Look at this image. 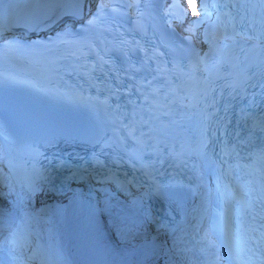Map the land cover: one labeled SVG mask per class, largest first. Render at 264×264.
<instances>
[{
  "label": "snow or ice",
  "instance_id": "6c2138e0",
  "mask_svg": "<svg viewBox=\"0 0 264 264\" xmlns=\"http://www.w3.org/2000/svg\"><path fill=\"white\" fill-rule=\"evenodd\" d=\"M65 7H70V11L65 12ZM139 7V0H70V4L64 0H47L43 4L33 0L23 5L0 0V58L20 49L42 55L51 51V46H66L68 55L75 60L71 70L81 81L75 87L79 92L85 86L96 89L97 95L90 98L106 109L111 126L110 134L91 138L92 150L76 157L78 163H73L67 153L51 151L58 143L57 138L39 128L34 143L27 146L23 180L14 184L11 171L0 170V188L8 189L0 190V218L5 225L17 205L23 206L41 194L70 193L69 204L85 220H91L97 213L111 216L122 212L115 192L127 197L132 196L131 189H137V194L129 203L139 206L148 196L176 197L177 189L194 193L204 187L207 196L213 192L212 184L215 192L222 195L229 188L224 178L231 177L232 169L239 167L229 163L230 158H239L237 146L246 140L250 142L255 132L260 133L264 142V109L259 116L244 108L237 110L248 128L243 139L239 130L232 136L224 116L220 115L221 101L223 112L230 114L229 99L235 102L237 96L241 100L247 97L249 106L264 105V0H241L239 5H230L233 10L259 8L260 27L252 33L251 17L245 19L241 15L237 21L235 12L221 11L229 5L198 0L196 9H190L188 0H172L163 11L167 30L158 39H125L121 19L129 10L133 17L142 16L137 11ZM22 8L29 11L21 13ZM40 8L45 12H38ZM133 23L148 35L138 19ZM18 28L37 36L29 39L16 32ZM53 30L54 36L39 35ZM247 41L259 43L246 49L243 44ZM256 47L261 53L258 76L257 72L249 76L248 70L256 65L243 62ZM249 81L253 88L258 83V93L248 90ZM258 94L260 101L255 99ZM193 117H196L195 139L182 130L183 137L177 140L175 129ZM64 139L68 142L74 137ZM261 160L264 161V151ZM8 167L11 170V160ZM209 170L211 179L206 180ZM178 171L187 172V179L178 180ZM261 172L264 175V169ZM164 176L168 178L166 182L160 179ZM73 183L78 186L73 188ZM254 191L257 195L250 196L244 207L253 222L261 221L258 226L261 252L257 260L258 264H264V180ZM12 194L16 200L3 205ZM50 210V206L43 205L23 215L39 221ZM20 239L10 232L8 243L24 246ZM175 245L173 239L172 247L165 243L151 250V254L162 251L167 257L164 264H186ZM30 259L31 256L26 259L16 255L9 264H29ZM220 259L217 256L207 264H219ZM238 264L245 262L238 259Z\"/></svg>",
  "mask_w": 264,
  "mask_h": 264
},
{
  "label": "bare ground",
  "instance_id": "6f19581e",
  "mask_svg": "<svg viewBox=\"0 0 264 264\" xmlns=\"http://www.w3.org/2000/svg\"><path fill=\"white\" fill-rule=\"evenodd\" d=\"M252 167L254 181V186L252 190L254 194L253 196H255L257 195V192L254 190H257L261 181L264 180V175H262L261 172V170L264 169V161L261 160V154L256 156V158L252 162ZM8 198L11 200V195ZM119 201H123L124 203L125 200L119 199ZM124 206L131 213H136L130 210L128 204H124ZM118 218L122 222H128L127 216H120ZM63 222H66V224L63 225L62 221L60 222L57 219L48 220L47 218H42L40 222V224L43 223V227L46 225L48 227V235L51 242L50 255L53 258L55 264H64V261H66L67 257L71 264H79L80 258L86 256H94L98 254H104L111 264H141V249L136 248L132 252L127 250L125 246H119L121 250H117L111 246L110 236H108L107 238L104 236L105 239L102 235L101 237L99 236V233L101 234V230L104 227L101 221H91L90 224L96 223L92 229H89L87 224H77L75 222L71 223L65 220ZM260 223L261 221L257 219L252 228H249V236L252 240L251 243L253 245V249L256 248L257 245L260 246L261 251V241L259 239L260 229L258 227ZM97 227L98 229H96ZM128 229H130L128 231H134L130 227ZM55 233L60 236L59 240L54 239V237L52 236L53 234L55 235ZM154 237V232H152L148 236L149 239H152ZM178 237L180 236L178 235ZM170 240L173 241V235L170 237ZM57 242L61 243V248L59 247ZM60 250L65 252V254L67 255L66 259L65 257H60ZM2 254L3 252L0 251V255ZM254 264H258L257 259L254 260Z\"/></svg>",
  "mask_w": 264,
  "mask_h": 264
},
{
  "label": "rangeland",
  "instance_id": "374dc122",
  "mask_svg": "<svg viewBox=\"0 0 264 264\" xmlns=\"http://www.w3.org/2000/svg\"><path fill=\"white\" fill-rule=\"evenodd\" d=\"M8 220H10L9 218H8ZM7 220V221H8ZM13 220V219H12ZM11 220V222L12 223H8V225L9 226H11V227H13L14 228V224L16 223V222H13ZM26 221V220H25ZM36 221V226H38V227H41L39 224H38V221L37 220H35ZM41 221H39V223H40ZM3 223H4V220H0V242L1 243H6V245H4V248H7V249H10V245H9V243H8V239H9V233L10 232H14L13 231V229L12 230H9V231H7V230H3V229H1L2 228V226H4L3 225ZM29 228V224L27 223V221H26V224H23V225H21L20 226V230H21V232H22V228ZM16 233V235L17 234H19L18 232H15ZM43 234V233H42ZM20 235V234H19ZM6 237V238H5ZM1 251V250H0ZM35 251H38V249H35ZM51 251V250H50ZM51 256V255H50ZM36 257H38V255L36 254ZM34 264H38V263H34ZM44 264H50V262L47 260V258H46V262H44ZM141 264H143V262H141Z\"/></svg>",
  "mask_w": 264,
  "mask_h": 264
},
{
  "label": "trees",
  "instance_id": "16d2710c",
  "mask_svg": "<svg viewBox=\"0 0 264 264\" xmlns=\"http://www.w3.org/2000/svg\"><path fill=\"white\" fill-rule=\"evenodd\" d=\"M146 264H148V263H146ZM149 264H164V262L163 261H159V260H155L154 262H151Z\"/></svg>",
  "mask_w": 264,
  "mask_h": 264
}]
</instances>
